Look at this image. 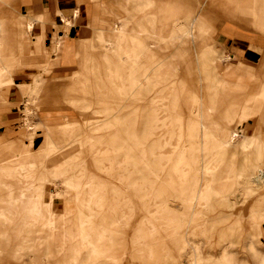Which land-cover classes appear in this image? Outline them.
<instances>
[{
  "label": "rangeland",
  "instance_id": "374dc122",
  "mask_svg": "<svg viewBox=\"0 0 264 264\" xmlns=\"http://www.w3.org/2000/svg\"><path fill=\"white\" fill-rule=\"evenodd\" d=\"M261 1L253 5L258 17ZM17 6H0V56L20 70L13 80L0 77L15 103L3 110L14 119L0 120V138H14L16 148L0 150V264H264V221L258 234L250 218L264 214V180L250 181L256 163L264 167V126L230 139L246 121H234L239 103L221 55L253 64L251 78L264 65L253 71L256 55L236 58L219 36L261 32L235 15L225 19L215 4L209 7L223 19L209 37L188 15L150 32L139 24L153 6L135 0L120 7V24L92 28L89 44L76 40L72 67L52 72L61 57L39 62L41 53L26 54L27 40L15 39ZM116 27L123 29L117 42ZM227 168L246 177L239 183L251 192L245 207L200 195ZM260 192L257 209L250 204Z\"/></svg>",
  "mask_w": 264,
  "mask_h": 264
},
{
  "label": "crops",
  "instance_id": "0c3cea01",
  "mask_svg": "<svg viewBox=\"0 0 264 264\" xmlns=\"http://www.w3.org/2000/svg\"><path fill=\"white\" fill-rule=\"evenodd\" d=\"M2 1L3 0H0V6L6 5L3 4ZM132 1L135 0H18L17 7L20 11L19 15L21 18L19 17L13 21V23L16 24L15 39H17L20 46L23 44L22 42L24 39L27 40L28 46L25 50L26 54L30 55V52L41 53L37 57L38 60L41 59L39 62L45 59L44 63L48 64L49 59L52 56L58 55V57H61V62H58L55 59L56 61L54 63L56 69L52 72L65 71L75 64L74 54L76 40L80 43L89 44V39L92 37L89 36L92 28L103 27L105 26V22L110 25L114 22L120 24L121 20L118 16L123 14L120 7H126L129 3L131 4ZM13 2L16 3V0ZM146 2L148 5L153 6V10L150 12L149 18L144 23H140L139 26L142 28L143 26H141V24H147L149 28H151L150 32L155 31L157 24H159V26L161 25L160 30L163 31L162 23L164 21L175 22L188 15L187 17H192L194 22L202 23V27L205 29L204 33L209 37L218 29L215 27L217 19L220 20L223 19V17L226 19L228 15L229 17L235 15L239 24H243L248 29H254L264 34V9L261 11H259V9L257 10L262 18L258 17L255 13V8H253L255 0H209V2H207V0H146ZM261 3L260 6L264 8V0H262ZM206 4H209L207 7V13L200 11V6ZM214 4L218 6V9H224V12L222 13L223 17L220 14H216L209 7ZM162 11L165 12L163 13ZM169 14V20L164 18V15L168 16ZM105 15L113 16L114 20H109ZM25 18L31 19L32 21L31 38L25 34ZM139 26L137 29L140 28ZM224 26L225 25H223L222 28ZM137 29L135 31H137ZM18 31L20 32L19 34ZM116 31L117 30H115V32ZM112 33L110 34V37L115 39L117 35L113 34L112 36ZM116 33L118 34V32ZM230 33H223V31L220 30L219 36H222L225 40L230 42L229 45L232 50L230 52L233 53L236 58L246 60L248 54H255L256 57L253 71H257L260 66L264 65V63L262 64L264 61L263 34L253 33V35H248L239 32V35L235 31ZM156 37L162 38V36L159 35ZM5 39L6 38L4 37L3 40ZM58 41L61 42V48L65 44L64 59H62L61 48L58 51L57 47H54ZM2 43H4V41H2ZM217 45L218 44L214 46ZM5 47L6 46H4V51ZM42 54H44V58ZM221 56L226 58V70L230 72L232 76L230 83L232 89L231 93L229 92L231 100L234 102L236 99L235 102L239 103V105H236L235 113L233 114L234 121H246V123L239 125L244 126L246 124L245 131L244 128H238L233 131H237L239 134L243 135H247L251 130L260 132L264 126V66L262 68L263 71L251 78L252 76L248 75V71L252 69L250 65L253 66V64H245L243 62H239L238 64L235 61L230 62L224 54ZM57 63L64 64V66L58 68L57 65L59 64ZM3 66L7 67L6 64ZM8 69L15 70L14 72L20 71L10 65ZM33 70L36 71L37 69L33 68ZM22 71H26V69ZM52 72H50V74ZM0 77L3 78L6 76L0 74ZM22 80L25 81L27 79ZM246 89H248L249 94L242 98L241 93L246 92ZM238 94L240 97L237 99L236 96ZM2 95H8L7 98L3 97V102L0 101V111L2 110L0 120L4 122L9 118L14 119L10 110L6 112L3 110L13 108L15 103L12 101V97H9V91L7 89L0 88V96ZM1 135H5V133H0V136ZM249 136L256 137L254 135ZM13 140L14 138L10 139L1 137L0 150L6 149V152H8L13 145ZM262 146L263 148H260V146L258 147V151H262L260 153H262L264 158V145ZM22 147L21 144L17 149L22 150ZM5 155L6 154L3 155L0 153V160H2ZM262 235H264V231Z\"/></svg>",
  "mask_w": 264,
  "mask_h": 264
},
{
  "label": "bare ground",
  "instance_id": "6f19581e",
  "mask_svg": "<svg viewBox=\"0 0 264 264\" xmlns=\"http://www.w3.org/2000/svg\"><path fill=\"white\" fill-rule=\"evenodd\" d=\"M13 1H15V0H3L2 3L3 4H8L9 2H13ZM75 12H77V11H75ZM167 19L169 20L168 17H167ZM2 20H3V17H2V13H1L0 14V33H1V40L4 39V37H5L4 31H3V26L4 25L2 24V22H3ZM24 29H25V34L29 38H31V30H32V21H31V19H28V18H25L24 19ZM190 29L193 32L192 25H191ZM115 30H117L116 32H118L117 37H116V42H117L118 41V37L121 34V32L123 31V29L120 30V29H117V27H116ZM1 40H0V44H1ZM108 44L111 45V42H108ZM54 47H57V50L59 51L60 48H61V42L58 41L55 44ZM7 59L8 58H6V57L3 58V56H0V65H1L0 66V74H4L6 77H9L10 79L13 80L12 77H13V74L15 72L12 71V70H9L6 66H3V65H5V63L3 61H6ZM227 59H228V56H227ZM47 73H49V72H47ZM41 74H42V72H41ZM209 99H210V97H209ZM32 103H36V99L35 98L32 99ZM210 109L211 110H214V111L216 109V107L213 106L211 102H210ZM27 110H28V108L26 107L24 111L27 112ZM239 136H240V134L237 131H231L230 132V139L231 140H234L236 137H239ZM218 145L219 144L216 143V146L215 147L217 149H220V148H223V147H227L228 146L227 143H223V145L222 144H221L222 146L219 145V148H218ZM214 155H216V154H214ZM207 158L208 159L215 158V156H213V154L211 156H208L207 155ZM256 165L258 166L257 167V170L255 172V175L252 177V180H250V181H252V183L254 182L255 178L258 179V180H264V167L261 166V164H259V163H256ZM213 166H214V163H212L211 165H209V164L207 165V173L210 174V175L212 173V170H213L212 167ZM236 175L237 176L239 175L240 177H239V179L237 181H233L232 177H234ZM221 180H223V181L225 180L226 181V184H222L221 183ZM211 181H212V185H209L207 187V191L206 190H203L202 193L200 194V195L206 196V199H207L206 203H210V202H212L214 200H224L225 202H228L227 205L230 204V203L231 204L233 203L234 206H244L247 203L246 202L247 199L251 195V192L249 191L250 189H247V188H243L242 189L241 187H239V183L241 181H246V177H245V175L243 174V172L240 169L239 170H236V169L232 170L231 168H227L225 170H222L221 173H220V175H219V177L218 178H212L211 177ZM255 182H254V184H256ZM254 188H256V189H262V186L257 185ZM258 195L259 196H257V198L250 204V205H253L257 209H259L260 206H261L260 205L262 203V198L261 197H262L263 194L260 192ZM222 216H225V215H222ZM250 218H252V226L254 227V229H256L258 231V234H261V222L264 221V214H256V215L254 214V215H251Z\"/></svg>",
  "mask_w": 264,
  "mask_h": 264
}]
</instances>
